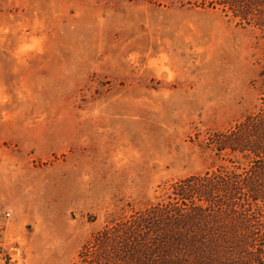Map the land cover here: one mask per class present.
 I'll use <instances>...</instances> for the list:
<instances>
[{
    "label": "rangeland",
    "instance_id": "obj_1",
    "mask_svg": "<svg viewBox=\"0 0 264 264\" xmlns=\"http://www.w3.org/2000/svg\"><path fill=\"white\" fill-rule=\"evenodd\" d=\"M241 131L264 135V0H0V264H128L97 235L206 173L264 219V155L217 150Z\"/></svg>",
    "mask_w": 264,
    "mask_h": 264
},
{
    "label": "trees",
    "instance_id": "obj_2",
    "mask_svg": "<svg viewBox=\"0 0 264 264\" xmlns=\"http://www.w3.org/2000/svg\"><path fill=\"white\" fill-rule=\"evenodd\" d=\"M251 122L257 123L256 120ZM255 133L258 138L251 142L242 131L240 134L230 132L224 135L222 144L218 142L217 150L250 151L262 157L264 135H259L258 131ZM251 171L253 178L243 180L246 201L262 203L264 207V162ZM240 180L232 175L221 177L209 173L180 180L172 185L168 201L134 214L124 225L101 231L95 241H100L99 246L109 242L114 247L117 238L122 237L129 250L124 257L127 260L123 262L128 264H173L164 258L173 252L175 255L197 252L214 263L219 262L216 250L223 245L230 251L252 250L254 256L259 257L264 243V219L252 208L238 202L242 194L238 186ZM219 208L225 209L219 213ZM159 251L166 253L159 256ZM198 254L195 255L200 261ZM115 257L119 259L117 254Z\"/></svg>",
    "mask_w": 264,
    "mask_h": 264
}]
</instances>
